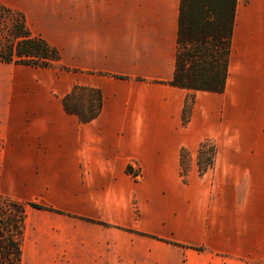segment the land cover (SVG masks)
Wrapping results in <instances>:
<instances>
[{"label":"crops","instance_id":"0c3cea01","mask_svg":"<svg viewBox=\"0 0 264 264\" xmlns=\"http://www.w3.org/2000/svg\"><path fill=\"white\" fill-rule=\"evenodd\" d=\"M0 3L60 56L0 62V196L25 204L22 264L264 263V147L236 130L240 106L257 137L264 121V0H237L222 93L170 84L179 0ZM75 86L101 95L89 122L63 106Z\"/></svg>","mask_w":264,"mask_h":264},{"label":"trees","instance_id":"16d2710c","mask_svg":"<svg viewBox=\"0 0 264 264\" xmlns=\"http://www.w3.org/2000/svg\"><path fill=\"white\" fill-rule=\"evenodd\" d=\"M237 0H179L175 69L170 84L179 88L222 93L228 76L231 37L235 22ZM0 11L13 16L8 28V38L0 42V62L36 68H52L59 52L40 36L28 29L23 14L0 3ZM66 70L67 68L61 67ZM63 106L86 123L97 117L102 99L99 91L75 86L63 97ZM192 97L183 110V124L189 118ZM183 179L188 164L183 163ZM216 146L210 140L198 148L196 163L199 173L211 168ZM38 209L44 206L30 203ZM25 219V204L0 196V264H22L21 244Z\"/></svg>","mask_w":264,"mask_h":264},{"label":"rangeland","instance_id":"374dc122","mask_svg":"<svg viewBox=\"0 0 264 264\" xmlns=\"http://www.w3.org/2000/svg\"><path fill=\"white\" fill-rule=\"evenodd\" d=\"M12 18H16V16L13 15L11 17L0 11V42H5L7 40L8 28L10 26V20ZM251 109L252 108L247 105L240 106L237 108V118H245L243 122H239L238 120L236 122V130L239 136L237 139V143L238 145L244 147L249 145H261L262 147H264V121H261L260 123L261 132L260 135L257 137L255 130L252 128L255 123L254 121H251V118L253 119V116L255 115V108L253 107V111H249ZM183 163L184 165H187L189 163V158L186 154L183 155Z\"/></svg>","mask_w":264,"mask_h":264}]
</instances>
